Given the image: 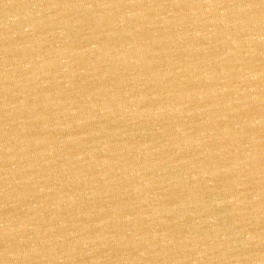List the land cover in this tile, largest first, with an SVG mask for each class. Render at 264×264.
I'll use <instances>...</instances> for the list:
<instances>
[{"label":"water","instance_id":"obj_1","mask_svg":"<svg viewBox=\"0 0 264 264\" xmlns=\"http://www.w3.org/2000/svg\"><path fill=\"white\" fill-rule=\"evenodd\" d=\"M0 264H264V0H0Z\"/></svg>","mask_w":264,"mask_h":264}]
</instances>
